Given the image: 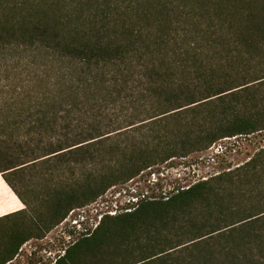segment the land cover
Listing matches in <instances>:
<instances>
[{
    "label": "trees",
    "instance_id": "trees-1",
    "mask_svg": "<svg viewBox=\"0 0 264 264\" xmlns=\"http://www.w3.org/2000/svg\"><path fill=\"white\" fill-rule=\"evenodd\" d=\"M0 112L7 264L115 184L264 132V0H0ZM82 236L55 264H264V152Z\"/></svg>",
    "mask_w": 264,
    "mask_h": 264
},
{
    "label": "rangeland",
    "instance_id": "rangeland-1",
    "mask_svg": "<svg viewBox=\"0 0 264 264\" xmlns=\"http://www.w3.org/2000/svg\"><path fill=\"white\" fill-rule=\"evenodd\" d=\"M12 80L15 83L27 81L26 78ZM260 152H264V132L226 138L205 151L154 166L126 183L115 184L95 202L75 208L62 223L47 232L43 238H34L23 245L14 260L7 264H55L59 256H63L67 248L83 237V234L92 233L110 210L117 207V212L120 213L130 203L143 196L157 198L168 196L180 187L186 188L224 171L234 170ZM4 184L6 185L5 182ZM7 188L15 201L17 197L9 187ZM4 190L0 186V199ZM0 203L2 204V201ZM18 205L13 204L2 211L6 212L5 215L11 214L17 211L14 208ZM75 220H79L77 226L74 225Z\"/></svg>",
    "mask_w": 264,
    "mask_h": 264
},
{
    "label": "crops",
    "instance_id": "crops-1",
    "mask_svg": "<svg viewBox=\"0 0 264 264\" xmlns=\"http://www.w3.org/2000/svg\"><path fill=\"white\" fill-rule=\"evenodd\" d=\"M4 182L5 181L3 180L2 176L0 175V186L5 189L4 190V194H3L2 198L0 199V201H2V204L0 203V216L5 215V213H6V212H3L2 210H5L7 207H10L13 204H15V205L19 204L18 207H15L14 208L17 211L22 210L24 208V205L22 204V202L19 199H17V198L14 197L15 198V201H14V199L12 197L13 195L11 194L10 190L7 188L8 185L7 184L5 185ZM12 193H13V191H12ZM5 200H7L6 203H3V201H5ZM8 202H11V204H8ZM17 211H15V212H17Z\"/></svg>",
    "mask_w": 264,
    "mask_h": 264
},
{
    "label": "built area",
    "instance_id": "built-area-1",
    "mask_svg": "<svg viewBox=\"0 0 264 264\" xmlns=\"http://www.w3.org/2000/svg\"><path fill=\"white\" fill-rule=\"evenodd\" d=\"M116 214H118V212H117V207L114 208V209H112V210H110L109 213L106 214V215L114 216V215H116ZM99 223H100V222H99ZM99 223L95 226L94 230L97 228V226L99 225Z\"/></svg>",
    "mask_w": 264,
    "mask_h": 264
},
{
    "label": "clouds",
    "instance_id": "clouds-1",
    "mask_svg": "<svg viewBox=\"0 0 264 264\" xmlns=\"http://www.w3.org/2000/svg\"><path fill=\"white\" fill-rule=\"evenodd\" d=\"M135 202H136V201H135ZM133 203H134V202H133ZM130 204H132V203H130ZM130 204H129V205H130ZM74 222H75L74 225L77 226L78 223H79V220H75Z\"/></svg>",
    "mask_w": 264,
    "mask_h": 264
}]
</instances>
